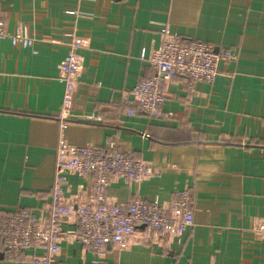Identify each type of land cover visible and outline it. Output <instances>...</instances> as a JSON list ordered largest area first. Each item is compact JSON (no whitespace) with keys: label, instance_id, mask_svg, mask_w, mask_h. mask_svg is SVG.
Listing matches in <instances>:
<instances>
[{"label":"crops","instance_id":"1","mask_svg":"<svg viewBox=\"0 0 264 264\" xmlns=\"http://www.w3.org/2000/svg\"><path fill=\"white\" fill-rule=\"evenodd\" d=\"M0 8L7 32L26 26L36 50L0 40V213L27 208L43 217L51 202L64 95L58 70L73 33L83 47L62 138L77 147L115 141L158 170L137 185L113 180L109 204L135 195L166 208L190 186L194 226L169 242L146 239L138 227L123 250L109 244L97 258L76 240L71 218L61 225L56 264H264V0H0ZM165 28L235 59L191 91L182 77L164 86L169 119L128 116L121 94L153 74L140 54L158 48ZM89 116L102 122H82ZM65 177V203L89 202L92 182ZM0 264L30 263L0 256Z\"/></svg>","mask_w":264,"mask_h":264},{"label":"built area","instance_id":"2","mask_svg":"<svg viewBox=\"0 0 264 264\" xmlns=\"http://www.w3.org/2000/svg\"><path fill=\"white\" fill-rule=\"evenodd\" d=\"M160 34L158 48L148 55L144 50L140 54V60L153 69V74L121 94V99H126L128 105L125 110L128 116L142 114L147 118L169 119L171 114L162 109L165 103L164 86L174 78L182 77L191 91L197 83H212L220 74L219 64L235 59L231 50L182 38L167 28L162 29ZM66 37L69 52L58 70L64 95L56 116L60 137L51 202L44 208L43 217L27 208H16L8 215L0 213V256L15 263L56 264L59 244L65 235L61 225L71 218L78 225L76 240L85 251L97 258L104 256L105 247L109 244L123 250L138 227L143 228L146 239L162 237L169 242L180 238L185 230L194 226V198L190 186L174 191L166 208L155 198L144 200L135 195L125 205L109 204L107 190L113 180L137 185L158 170L136 159L132 150L120 148L115 141L108 142L104 147H77L62 138L72 119V100L80 71L78 51L83 47L81 39L73 33H68ZM1 39H8L12 46L36 53L35 39L29 29L19 26L13 32H7L0 8ZM81 119L76 118L77 121ZM83 120L102 122V118L93 116ZM65 174L92 182L93 192L89 202L76 206L65 203ZM259 231L264 233V227H260Z\"/></svg>","mask_w":264,"mask_h":264},{"label":"water","instance_id":"3","mask_svg":"<svg viewBox=\"0 0 264 264\" xmlns=\"http://www.w3.org/2000/svg\"><path fill=\"white\" fill-rule=\"evenodd\" d=\"M82 122H86L85 120H82Z\"/></svg>","mask_w":264,"mask_h":264},{"label":"trees","instance_id":"4","mask_svg":"<svg viewBox=\"0 0 264 264\" xmlns=\"http://www.w3.org/2000/svg\"><path fill=\"white\" fill-rule=\"evenodd\" d=\"M260 145H262V142L261 143H259Z\"/></svg>","mask_w":264,"mask_h":264}]
</instances>
